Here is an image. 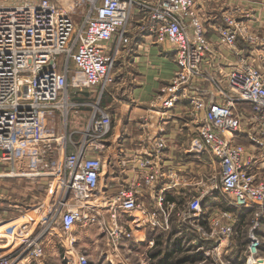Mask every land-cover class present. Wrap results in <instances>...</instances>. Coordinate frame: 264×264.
I'll return each mask as SVG.
<instances>
[{
    "label": "built area",
    "instance_id": "1",
    "mask_svg": "<svg viewBox=\"0 0 264 264\" xmlns=\"http://www.w3.org/2000/svg\"><path fill=\"white\" fill-rule=\"evenodd\" d=\"M241 14L231 5L220 12L219 45L235 58L227 72L215 76L205 66L207 16L197 0H0V178L45 186L44 199L25 209L24 222L0 231V264L40 262L53 239L64 249L73 246L77 224L102 225L99 198L114 219V237L132 235L129 225L116 220L120 212L129 213L136 228H166L173 203L159 198V205L165 204L161 219L140 206L136 188L163 177L175 184L176 174L161 172L157 164L167 148L164 126L180 103L197 126L192 148L219 165L183 214L214 244L206 256L217 254L220 260L234 233V216L222 211L203 226V196L218 190L232 206L252 209L244 264H264L256 232L264 218V52L257 49L255 61L239 47L258 41ZM133 36L171 47L175 70L138 119L144 140L151 115L157 114L158 135L150 147L139 149L141 154L121 160L122 166L136 164L131 184L103 196L102 151L112 119L100 103L122 80L118 58ZM204 82L213 91L201 87ZM85 91L94 101L83 104L91 111L79 128L72 114L79 113L77 98ZM72 262L91 264L85 254Z\"/></svg>",
    "mask_w": 264,
    "mask_h": 264
},
{
    "label": "crops",
    "instance_id": "2",
    "mask_svg": "<svg viewBox=\"0 0 264 264\" xmlns=\"http://www.w3.org/2000/svg\"><path fill=\"white\" fill-rule=\"evenodd\" d=\"M206 14L204 22L207 38L210 42V53L207 58V70L221 76L230 69L235 56L230 50L219 45L216 27L220 23V12L227 0H197ZM227 6V5H226ZM226 8V7H225ZM244 46V45H243ZM239 47L245 52L246 47ZM126 49H129L127 52ZM252 49V48H251ZM253 50V49H252ZM264 52V50L262 49ZM220 53V54H219ZM258 61V51L247 52ZM117 69L122 73V80L128 87L120 88L119 93L107 91L100 106L109 112L112 119L111 130L105 138V148L102 151L103 170L99 183V193L114 196L120 189L131 184L134 162L122 166V158H132L139 149L150 147L158 135L159 117L152 114L148 123L145 139L140 138L142 132L138 129L139 118L150 111L152 96L171 78L174 70V54L171 47L153 44L149 38L132 37L130 44L118 58ZM210 83L201 84L203 88L213 91ZM116 89V91H117ZM115 91V90H114ZM79 113H73V118H79V128H82L90 114V106L83 105L93 102L92 92H80L77 98ZM211 100H207L210 102ZM164 136L167 148L164 159L158 161L159 170H172L175 174V184H168L165 177L157 179L150 187L136 188L138 203L147 211H155L164 219L163 208L159 198L173 203L168 216L167 227L145 226L136 228L130 222L129 213H117L116 220L129 225L131 236L121 235L119 238L110 234L114 228L111 212L100 205L98 218L102 225L93 223L77 224L71 236L74 245H66L68 259L76 260L80 254L88 256L91 264H186L196 263L197 249H209L214 244L200 237L197 230L190 225V220L183 214L192 196L202 193L207 188L209 178L219 169L217 160L206 153H197L192 148V142L198 138L196 123L187 115L186 105L180 103L164 126ZM168 188H167V187ZM101 197V196H100ZM229 211L234 216V230L231 241L221 248V253L230 262L243 261L251 230L252 209L236 208L218 190H211L202 198V213L206 221L202 225L208 227V221ZM260 238V251L264 257V218L257 229ZM50 241V240H49ZM201 241V243H200ZM52 246L54 243L49 242ZM197 244H199L197 246ZM64 249V247H63ZM239 256L233 257V254ZM244 254V255H243ZM156 262V263H155Z\"/></svg>",
    "mask_w": 264,
    "mask_h": 264
},
{
    "label": "rangeland",
    "instance_id": "3",
    "mask_svg": "<svg viewBox=\"0 0 264 264\" xmlns=\"http://www.w3.org/2000/svg\"><path fill=\"white\" fill-rule=\"evenodd\" d=\"M226 5H231L235 9L238 8L242 11L243 20L250 26V29L253 30L254 35L258 39L256 44L248 45L244 53L249 54L247 52L257 49L264 50V0H227L224 8ZM128 86H125L124 83L115 84L110 86L107 91L111 90L110 92H115L117 95L119 93V99H121L120 92L122 91L118 89ZM44 188L45 186L36 180L31 181L30 179L12 177L0 178V231L6 227L19 225L24 222L26 218L21 216L27 214L25 209L44 199ZM52 243H54L52 246L50 243L45 245L44 257L40 262L34 264H73L68 259V255H65L63 246L54 239ZM196 254V263L194 264H215V260L217 264H243V261H236V259L230 262L226 259L228 255L224 253L220 254V260L217 254L210 253L206 256V249L203 248L197 249ZM232 256L237 257L239 253ZM261 256H263L262 253ZM181 264L186 263L183 262Z\"/></svg>",
    "mask_w": 264,
    "mask_h": 264
}]
</instances>
